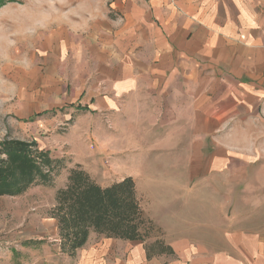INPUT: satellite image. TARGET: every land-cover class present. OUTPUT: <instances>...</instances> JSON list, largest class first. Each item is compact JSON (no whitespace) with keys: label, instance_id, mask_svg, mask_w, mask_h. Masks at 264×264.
Wrapping results in <instances>:
<instances>
[{"label":"crops","instance_id":"0c3cea01","mask_svg":"<svg viewBox=\"0 0 264 264\" xmlns=\"http://www.w3.org/2000/svg\"><path fill=\"white\" fill-rule=\"evenodd\" d=\"M31 4L41 49L18 69L21 110L56 112L60 157L102 188L131 178L153 226L138 241L90 231L69 254L48 217L36 232L59 253L47 264H264V230L207 203L264 117V0Z\"/></svg>","mask_w":264,"mask_h":264},{"label":"rangeland","instance_id":"374dc122","mask_svg":"<svg viewBox=\"0 0 264 264\" xmlns=\"http://www.w3.org/2000/svg\"><path fill=\"white\" fill-rule=\"evenodd\" d=\"M31 3L0 0V264H47L59 253L50 237H39L36 231L57 209L62 191L72 184L71 172L79 170L69 158L60 157L64 148L59 133L64 131L57 113L24 112L16 98L18 69L28 71L39 63L40 34L32 22ZM243 132L244 137L255 139L249 146L252 154L241 160L239 171L225 180V188H216L221 193L211 194L207 203L211 214L245 219L252 227L264 230V117ZM17 143H34L28 149L38 164L45 159L39 152H48L57 162L42 166L45 173L51 171L50 184H35L41 178L34 161L27 163L12 156L6 159L2 145ZM25 169L30 170L35 185L18 192L27 181L22 177ZM144 231L141 227V234Z\"/></svg>","mask_w":264,"mask_h":264},{"label":"trees","instance_id":"16d2710c","mask_svg":"<svg viewBox=\"0 0 264 264\" xmlns=\"http://www.w3.org/2000/svg\"><path fill=\"white\" fill-rule=\"evenodd\" d=\"M31 145L33 146L34 143ZM31 145L3 144L2 151L6 159L12 156L16 160H24L27 163L34 161L41 178L35 184L42 186L50 184L51 171L48 170L49 172L45 173L42 166L43 163L51 165V162H57L51 159L48 152H39L45 159H43L44 162L41 160L39 164L36 163L33 160L34 156L31 158L29 154L28 148ZM22 172L23 176H21L27 181L18 188V192L22 188L32 186L34 181L30 170L25 169ZM71 174L72 184L62 191L57 199V209L51 212V217L58 224L60 250L63 253L73 254L75 250L83 246L90 231L106 238L138 241L141 239V227H144V233L152 230L151 222L142 215L131 178L102 188L80 170L73 171Z\"/></svg>","mask_w":264,"mask_h":264}]
</instances>
